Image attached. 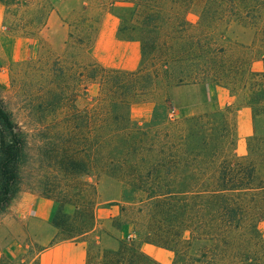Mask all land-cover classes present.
<instances>
[{"label":"trees","instance_id":"trees-1","mask_svg":"<svg viewBox=\"0 0 264 264\" xmlns=\"http://www.w3.org/2000/svg\"><path fill=\"white\" fill-rule=\"evenodd\" d=\"M25 1L0 4L8 12ZM196 3L192 22L186 14ZM109 9L119 38L137 39L138 64L131 71L100 65L91 58L95 21L80 15L71 24L65 46L79 49H64V56L83 57L77 80L90 102L54 134L48 168L58 178L44 183L55 204L54 243L85 242L95 231L116 240L114 248L87 247L85 264H162L143 244L170 252L169 264H264V0H112ZM49 12L42 4L36 21ZM232 24L252 33L249 44L224 38ZM75 64L57 71L75 80ZM218 91L232 102L217 103L211 93ZM143 102L153 104L150 117L134 123L130 107ZM235 105L251 115L243 154L236 153ZM23 145L0 102V207L16 190ZM103 177L119 183L120 200H94ZM124 229L126 237L113 234ZM39 251L31 264H39Z\"/></svg>","mask_w":264,"mask_h":264},{"label":"rangeland","instance_id":"rangeland-1","mask_svg":"<svg viewBox=\"0 0 264 264\" xmlns=\"http://www.w3.org/2000/svg\"><path fill=\"white\" fill-rule=\"evenodd\" d=\"M111 1L26 0L25 6H11L8 12L0 4V102L24 138L16 190L8 203L0 207V258L4 257L11 263H17L23 257L28 261L27 264H31L35 253L44 248L29 233L28 219L23 218V213L26 212H13L16 199L23 193L48 198L45 196V178H58L54 167L48 168L56 153L57 140L54 134L64 128V117L71 113L79 117L90 102L84 98L82 82L77 80L83 57L71 59L64 56V49H79L75 45L72 48L65 46L71 24L80 15L95 21L97 31L91 58L100 65L129 69L138 64L139 43L135 36L119 38L118 21L109 9ZM42 4L48 5L50 12L44 22H37L36 11ZM199 7V3L191 6L186 14L189 21L196 20ZM72 31L75 32L73 29ZM224 38L249 44L252 33L232 24L225 30ZM57 60L59 62L54 66L53 62ZM68 62L72 65L76 63L70 69L75 72V80L67 79L68 72L65 70V75H60L57 71L58 67H68ZM254 67L259 68L260 65L256 64ZM89 93L91 97L95 96V84L89 85ZM211 96L221 105L232 102L225 91L212 92ZM40 102L43 104L40 105ZM152 105L151 102L133 104L130 107L131 120L137 124L146 122ZM203 108L202 105L190 108L186 114L199 112ZM234 115L236 153L243 154L245 138L252 130L251 115L247 107L238 105L234 106ZM75 180L80 183L83 178L76 177ZM88 182L94 183V178H88ZM95 189L98 194L95 201L121 199V187L112 179L101 178ZM54 206L53 202V208ZM260 228L264 229V222L260 224ZM54 231L56 234L55 229ZM113 234L117 238H123L127 236L128 230L113 231ZM54 238L55 236L46 246L54 244ZM93 244L114 248L117 242L95 231L85 240L86 248ZM141 249L159 263L169 264L172 260V254L162 248L143 244Z\"/></svg>","mask_w":264,"mask_h":264},{"label":"crops","instance_id":"crops-1","mask_svg":"<svg viewBox=\"0 0 264 264\" xmlns=\"http://www.w3.org/2000/svg\"><path fill=\"white\" fill-rule=\"evenodd\" d=\"M136 65L122 70H134ZM13 212L27 213H23V218L28 219L29 233L44 246L36 255L39 264H85V242L60 241L46 246L55 236L54 228L49 225V218L53 212V202L50 199L23 193L17 197Z\"/></svg>","mask_w":264,"mask_h":264}]
</instances>
